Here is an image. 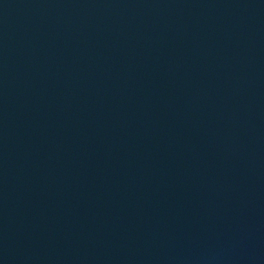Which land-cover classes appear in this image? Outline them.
<instances>
[{"label":"water","instance_id":"1","mask_svg":"<svg viewBox=\"0 0 264 264\" xmlns=\"http://www.w3.org/2000/svg\"><path fill=\"white\" fill-rule=\"evenodd\" d=\"M0 264H264V0H0Z\"/></svg>","mask_w":264,"mask_h":264}]
</instances>
